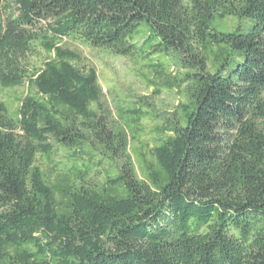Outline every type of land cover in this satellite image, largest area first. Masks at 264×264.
Listing matches in <instances>:
<instances>
[{
	"label": "trees",
	"instance_id": "16d2710c",
	"mask_svg": "<svg viewBox=\"0 0 264 264\" xmlns=\"http://www.w3.org/2000/svg\"><path fill=\"white\" fill-rule=\"evenodd\" d=\"M65 39L185 71L152 159L145 113L114 118ZM23 85L0 101V264H264V0H0V86ZM56 146L79 163L51 181Z\"/></svg>",
	"mask_w": 264,
	"mask_h": 264
},
{
	"label": "rangeland",
	"instance_id": "374dc122",
	"mask_svg": "<svg viewBox=\"0 0 264 264\" xmlns=\"http://www.w3.org/2000/svg\"><path fill=\"white\" fill-rule=\"evenodd\" d=\"M254 22L252 18L240 19L235 16H228L224 19H214L211 27L221 32H233L239 27L247 31ZM143 27H141V31ZM65 46L77 51L81 55L83 64L92 65L97 69L100 84L105 91V102L112 111L114 118L119 115L120 107L129 109L136 106L142 109L145 113L140 122L142 142L133 144V147L143 145L148 157L152 159L148 149L165 139L167 134L159 132L164 126L166 117L171 116L179 102L185 100L182 94L183 86L177 87L175 81V79L181 78L185 71L179 69L175 64V59L169 57L165 60L166 72L161 78H158L156 70H160V68L155 70L148 59L135 60V56L129 59L113 55L107 50L88 47L66 39ZM152 63L156 65L158 61ZM169 83L174 87L169 88ZM26 93L27 85L15 88H2L0 86V101L6 103L10 113L15 115ZM72 153L73 149L69 150L56 146L50 155H38L36 165L40 167L49 180L54 181L59 175L70 173L74 161L79 163L72 157ZM136 164L138 172L141 174V164L137 158ZM93 168L94 171L99 170L93 175V178L99 182H104L108 166H93Z\"/></svg>",
	"mask_w": 264,
	"mask_h": 264
}]
</instances>
